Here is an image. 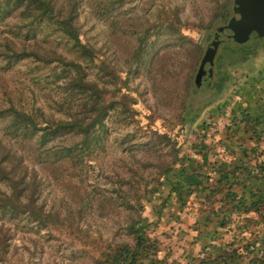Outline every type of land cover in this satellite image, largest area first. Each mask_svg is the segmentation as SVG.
<instances>
[{"label":"rangeland","instance_id":"obj_1","mask_svg":"<svg viewBox=\"0 0 264 264\" xmlns=\"http://www.w3.org/2000/svg\"><path fill=\"white\" fill-rule=\"evenodd\" d=\"M49 1L44 15L0 5V264H105L102 251L132 242L136 196L181 141L182 101L193 110L211 97L195 74L233 0ZM238 47L259 51L230 68L234 92L264 77V35L222 41L214 66ZM73 118L89 124L88 141L47 134ZM155 201L143 209L152 220ZM179 218L165 210L152 233L179 239Z\"/></svg>","mask_w":264,"mask_h":264},{"label":"trees","instance_id":"obj_2","mask_svg":"<svg viewBox=\"0 0 264 264\" xmlns=\"http://www.w3.org/2000/svg\"><path fill=\"white\" fill-rule=\"evenodd\" d=\"M0 5L33 7L39 15L53 8L49 0H4ZM258 51L238 47L231 52L230 62L215 65L207 87L211 97L202 107L189 110L186 99L182 101L175 113L181 141L172 142L171 159L156 182L136 196V212L127 225L132 242L102 251L105 264H264V84L260 83L264 77L234 92L237 81L230 70ZM82 84L91 87L95 81L81 80ZM95 104L98 115L101 106ZM96 120L101 122V115ZM89 128L82 118L60 119L47 134L68 130L88 141ZM190 135L192 140L187 138ZM162 136L171 140L158 135ZM99 138L92 134L94 141ZM151 198L160 200L156 220L143 214ZM167 209L180 217L179 239H164L165 230L152 233ZM170 249L174 253L169 254Z\"/></svg>","mask_w":264,"mask_h":264},{"label":"water","instance_id":"obj_3","mask_svg":"<svg viewBox=\"0 0 264 264\" xmlns=\"http://www.w3.org/2000/svg\"><path fill=\"white\" fill-rule=\"evenodd\" d=\"M264 35V0H233L232 14L228 21L218 25L208 43L195 74L196 85L207 89L214 72V61L219 43Z\"/></svg>","mask_w":264,"mask_h":264}]
</instances>
